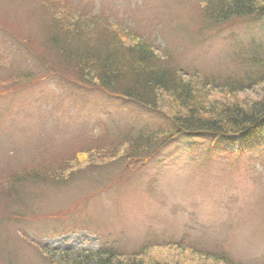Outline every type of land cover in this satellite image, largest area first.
<instances>
[{
    "label": "rangeland",
    "instance_id": "374dc122",
    "mask_svg": "<svg viewBox=\"0 0 264 264\" xmlns=\"http://www.w3.org/2000/svg\"><path fill=\"white\" fill-rule=\"evenodd\" d=\"M199 2L0 0V34L5 35L0 57L9 56L13 43L17 47L11 65L0 60V185L7 171L46 162L55 166L99 144L105 148L125 132L168 127L155 113L76 85L95 82L73 69L70 55H57L50 20L58 14L52 9L79 28L86 26L89 36L98 20L103 23L98 31L106 36L127 43L128 36L148 38L158 56L163 52L165 62L182 75L235 77L232 57L263 43L258 33L264 18L211 29L202 24ZM66 45L77 50V42ZM262 94L260 88L239 98L250 103ZM217 97L218 92L209 96ZM100 126L103 137L92 134ZM207 145L178 137L139 166L114 161L59 185L23 184L16 201L0 198V264H57L40 254L41 245L92 253L106 245L124 257L145 250V259L164 264H205L189 251L205 250L210 256L226 253L234 264H264V145L238 158L233 147L231 155H207ZM181 242L189 248L151 247Z\"/></svg>",
    "mask_w": 264,
    "mask_h": 264
},
{
    "label": "trees",
    "instance_id": "16d2710c",
    "mask_svg": "<svg viewBox=\"0 0 264 264\" xmlns=\"http://www.w3.org/2000/svg\"><path fill=\"white\" fill-rule=\"evenodd\" d=\"M199 6L202 24L211 29L235 21L264 18V0H200ZM76 7L80 6L74 8ZM50 12L58 14L50 20L54 32L53 43L59 48L57 55L62 57L65 54L70 55L68 62L74 64L73 69L77 72L80 70L85 72V76L95 82V85H91L77 81L78 87L89 90L99 89L101 95L105 97L110 94L119 101L130 102L145 111L155 113L167 122L168 127L154 129L143 127L136 132H125L116 137L117 140L105 145V148L99 149V144L93 149L81 151L78 158L75 157L74 160L70 158L69 161L55 166L46 162L40 167L16 168L12 173L7 171L5 175L8 177L0 185V198L4 203L19 199L20 186L28 182L37 185H59L70 181L77 174H87L96 167L114 161L132 166L145 164L167 142L178 137L197 144L200 141H209L206 148L207 155L216 151L218 154L231 155L233 153L229 152L230 147L236 148L233 155L237 158L243 156L242 153L245 151L264 145V94L260 95L259 100L250 103L239 98L244 92L264 89V26L258 33L262 36L263 43L250 44L247 49L239 51L235 57H232L237 60L235 77L228 75L226 78L214 80L209 79L206 74L182 75V72L171 67L168 61L165 62L163 52L158 56L156 53L158 49L148 41V38L128 36L129 43H127L121 41L119 37L116 38L114 34L106 36L98 31L99 23L103 25L98 20L90 25L93 33L89 36L87 35L89 29L86 26L79 28L77 23L69 18L65 19L53 9ZM62 20L67 24L62 23ZM62 25H65L63 29L60 27ZM112 26L128 34L121 25L114 23ZM60 35L62 39L59 38ZM4 36L0 34V41L2 38L4 40ZM71 41L77 42L76 51L73 48L69 50V46L66 45H72ZM12 47L9 56L0 57V60L10 65L14 62L12 55L17 48L15 43ZM30 55L34 56L33 53ZM25 76L22 74L18 79L23 81ZM217 92V99L209 98L211 94ZM208 93L211 94L207 96ZM104 131L105 127L100 126V130L92 134L103 137ZM101 153L102 156L99 155ZM258 159L262 160L260 157ZM74 162L81 166L77 167ZM20 235L22 237V234ZM186 245L187 243L181 242L170 243L163 247L162 245L151 247L181 252L189 248ZM191 249L200 252L193 245ZM38 250L44 258L58 260L57 264H164L145 259V250L124 257L116 255L115 249L106 245L93 253L86 249L79 251L68 249L60 251L53 247L47 249V246L42 245ZM189 251L199 255L205 264L206 262L234 264L230 262L226 253L217 252L210 256L205 250L200 253ZM70 258H73L72 261L68 260Z\"/></svg>",
    "mask_w": 264,
    "mask_h": 264
}]
</instances>
